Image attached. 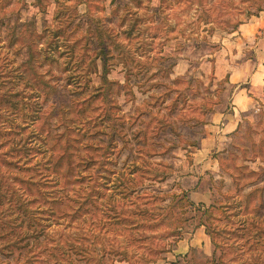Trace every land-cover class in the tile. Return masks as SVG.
I'll return each mask as SVG.
<instances>
[{"label":"rangeland","instance_id":"374dc122","mask_svg":"<svg viewBox=\"0 0 264 264\" xmlns=\"http://www.w3.org/2000/svg\"><path fill=\"white\" fill-rule=\"evenodd\" d=\"M262 11L0 0V264H264V85L201 144Z\"/></svg>","mask_w":264,"mask_h":264},{"label":"crops","instance_id":"0c3cea01","mask_svg":"<svg viewBox=\"0 0 264 264\" xmlns=\"http://www.w3.org/2000/svg\"><path fill=\"white\" fill-rule=\"evenodd\" d=\"M264 12V11H262ZM259 18V17H257ZM228 75L232 84H237V89L232 97V111L227 116H220L217 120L213 117L207 126V134L201 140L202 146L215 144L217 139L226 134L234 133L239 127V113L249 111L254 107V99L247 93V88H242L241 83L247 81L250 88H261L264 85V61H240L235 64ZM223 115V114H222ZM198 191H200V188Z\"/></svg>","mask_w":264,"mask_h":264}]
</instances>
